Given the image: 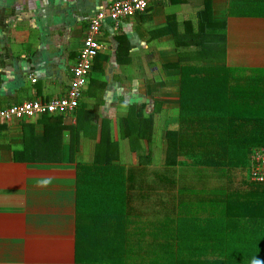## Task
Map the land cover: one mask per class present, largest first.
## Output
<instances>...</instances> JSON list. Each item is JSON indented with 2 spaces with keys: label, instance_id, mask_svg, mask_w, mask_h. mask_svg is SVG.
<instances>
[{
  "label": "crops",
  "instance_id": "0c3cea01",
  "mask_svg": "<svg viewBox=\"0 0 264 264\" xmlns=\"http://www.w3.org/2000/svg\"><path fill=\"white\" fill-rule=\"evenodd\" d=\"M113 1L0 0V108L64 96L90 17ZM232 1L154 0L116 25L106 20L79 106L55 114L67 126L59 137H42V116L0 124V264H76L77 156L89 151L82 163L90 164L100 145L126 179L125 239L157 246L175 237L198 246L200 264H248L255 244L264 253V183L183 157L166 163L180 66L232 69L241 84L264 70V16L229 14ZM207 5L212 21L225 23L224 42L206 38L199 13ZM157 260L139 252L135 264Z\"/></svg>",
  "mask_w": 264,
  "mask_h": 264
},
{
  "label": "trees",
  "instance_id": "16d2710c",
  "mask_svg": "<svg viewBox=\"0 0 264 264\" xmlns=\"http://www.w3.org/2000/svg\"><path fill=\"white\" fill-rule=\"evenodd\" d=\"M241 7L264 12V0H233L228 13L240 14L234 10ZM199 16L200 20L207 18L206 27L212 31L206 38L221 37L224 42L225 23L212 21L208 5ZM200 31H204L203 27ZM208 49L201 46L198 51L203 55L208 54ZM220 53L224 56L222 49L216 51V56ZM179 69L178 129L166 132V163L173 165L177 158L183 157L190 164L213 172L246 171L252 150L264 148V70L254 71L241 84L236 72L224 67L184 65ZM42 120L45 125L42 137H51L52 141L67 127L62 115H43ZM199 127L206 131L200 132ZM71 138L70 152H73L75 139ZM129 201L123 172L110 157L103 156L101 145L92 163L77 164L76 264H135L139 252L147 257L157 252V264L207 263L200 260L197 245L179 244L175 237L173 243L164 241L157 246L137 245L140 241L125 239V223L130 221ZM182 219L180 215L174 220L181 224ZM162 233H166V227ZM244 263L264 264L262 244H255L253 260Z\"/></svg>",
  "mask_w": 264,
  "mask_h": 264
},
{
  "label": "built area",
  "instance_id": "2783aa9c",
  "mask_svg": "<svg viewBox=\"0 0 264 264\" xmlns=\"http://www.w3.org/2000/svg\"><path fill=\"white\" fill-rule=\"evenodd\" d=\"M154 0H114L105 8H99L89 19L76 63L71 68L67 92L62 97L47 101L31 100L6 108H0V124L13 120H32L43 115L67 114L79 106L82 89L86 84L94 60L101 48L98 35L106 20L117 22L146 11ZM249 178L264 183V149L252 150L249 157Z\"/></svg>",
  "mask_w": 264,
  "mask_h": 264
},
{
  "label": "rangeland",
  "instance_id": "374dc122",
  "mask_svg": "<svg viewBox=\"0 0 264 264\" xmlns=\"http://www.w3.org/2000/svg\"><path fill=\"white\" fill-rule=\"evenodd\" d=\"M242 4H243V2H242ZM242 8V9H241ZM239 10H234L236 13H240V14H249V15H261L262 13H264V12H262V11H260V10H257V9H251V8H248V7H241ZM86 152V150H84V152H83V157H81L80 155H78L77 156V160L80 162V163H82V162H84V160L85 159H87V158H89V157H91V154H90V152L88 151V154H84ZM86 161V160H85ZM245 173H247V175H248V179H249V169H247L246 171H245Z\"/></svg>",
  "mask_w": 264,
  "mask_h": 264
}]
</instances>
